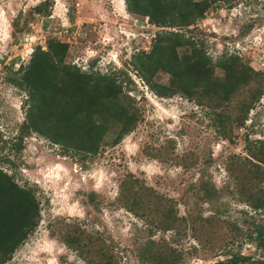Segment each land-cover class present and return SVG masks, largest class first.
<instances>
[{"label":"rangeland","instance_id":"obj_1","mask_svg":"<svg viewBox=\"0 0 264 264\" xmlns=\"http://www.w3.org/2000/svg\"><path fill=\"white\" fill-rule=\"evenodd\" d=\"M168 31L127 13L122 0H0V170L33 191L39 210L8 264L264 262V207H253L264 196V148L254 144L264 139V0L217 2L182 30L210 60L197 91L223 82L215 63L228 56L255 73L223 89L219 106L221 90L156 97L134 71L133 55L149 53L155 35ZM48 39L66 44L63 66L120 84L94 154L21 131L26 96L6 78ZM168 80L161 71L152 77ZM118 111L134 122L113 145ZM72 236L82 257L62 244Z\"/></svg>","mask_w":264,"mask_h":264},{"label":"trees","instance_id":"obj_2","mask_svg":"<svg viewBox=\"0 0 264 264\" xmlns=\"http://www.w3.org/2000/svg\"><path fill=\"white\" fill-rule=\"evenodd\" d=\"M122 1L127 13L144 18L153 26L172 29L156 34L150 52L133 55L131 62L134 71L140 74L146 87L156 97L169 98L179 93L186 99L194 96L204 98L213 97L214 93L218 94V90H221L216 104L219 106L227 100L229 94L223 89H231L232 92L237 85L245 86L255 76L248 67L239 65L236 56H228L215 63L216 68L225 73L223 82L215 88L208 86L206 90L197 91V85L208 72L210 60L191 37L184 36L183 31L201 19L210 5L232 0ZM44 4L43 2L41 5ZM65 53V43L48 39L44 49L35 46L26 65L18 66L6 80L26 96L22 132L38 134L63 149L82 152L84 155L94 154L106 132V124L102 120L115 115L110 108V101L120 93V84L107 75L84 73L73 66H63ZM158 71L169 77L167 84L152 81ZM260 94L261 88L254 92L251 100L244 106L240 116L242 121L251 108L252 101H256ZM118 114L122 123L110 141L113 145L128 133L134 122L132 113L118 111ZM223 118L221 113L214 115L217 129L223 128ZM76 137L80 139L75 140ZM254 144L257 149L262 150L264 139L257 140ZM262 200L253 207H264V196ZM38 212V202L33 191L19 187L10 176L0 170V264H8L15 249L34 231ZM62 244L82 257L78 236H72L62 241ZM104 264H110L109 260Z\"/></svg>","mask_w":264,"mask_h":264}]
</instances>
